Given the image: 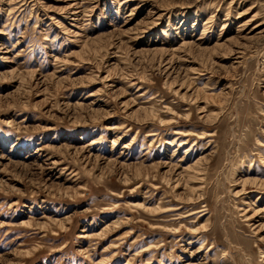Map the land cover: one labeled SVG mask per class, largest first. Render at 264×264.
Wrapping results in <instances>:
<instances>
[{"label":"rangeland","instance_id":"obj_1","mask_svg":"<svg viewBox=\"0 0 264 264\" xmlns=\"http://www.w3.org/2000/svg\"><path fill=\"white\" fill-rule=\"evenodd\" d=\"M263 180L264 0H0V264H264Z\"/></svg>","mask_w":264,"mask_h":264},{"label":"bare ground","instance_id":"obj_2","mask_svg":"<svg viewBox=\"0 0 264 264\" xmlns=\"http://www.w3.org/2000/svg\"><path fill=\"white\" fill-rule=\"evenodd\" d=\"M202 157L198 160V162L197 163H195L193 166H192V168L193 169H197V168H200V164H201V161H202ZM197 177H200V176H197ZM128 178V177H127ZM193 178H194V176H193ZM245 181H254V182H258V181H256V179H246ZM260 181V180H259ZM261 182V181H260ZM262 183H264V180L262 181ZM262 183H261V185H262ZM256 212H257V210H256ZM260 212V211H259Z\"/></svg>","mask_w":264,"mask_h":264}]
</instances>
